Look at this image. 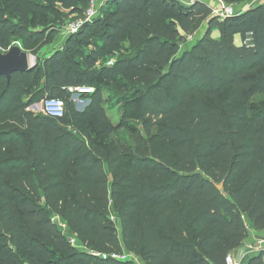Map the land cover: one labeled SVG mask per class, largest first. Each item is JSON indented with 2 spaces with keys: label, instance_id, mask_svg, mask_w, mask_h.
Listing matches in <instances>:
<instances>
[{
  "label": "trees",
  "instance_id": "obj_1",
  "mask_svg": "<svg viewBox=\"0 0 264 264\" xmlns=\"http://www.w3.org/2000/svg\"><path fill=\"white\" fill-rule=\"evenodd\" d=\"M53 1L0 0V54L16 40L38 55L31 47L50 35L30 27L54 16ZM104 13L42 65L0 76V264H134L110 257L124 250L144 264H226L247 224L264 228V109L247 105L264 94V4L224 20L199 0H109ZM115 79L133 94L134 146L110 139L117 126L100 82ZM69 87L94 88L83 111ZM47 98L65 102L63 119L31 110Z\"/></svg>",
  "mask_w": 264,
  "mask_h": 264
},
{
  "label": "rangeland",
  "instance_id": "obj_2",
  "mask_svg": "<svg viewBox=\"0 0 264 264\" xmlns=\"http://www.w3.org/2000/svg\"><path fill=\"white\" fill-rule=\"evenodd\" d=\"M43 1V0H39ZM196 0H183L184 3H186V6L188 7L192 3H194ZM200 1V0H199ZM228 5H231L229 3H226ZM52 7L56 10L53 17H47L45 14H41L33 27H30L33 31H40L45 36L50 35V38L47 39L46 42L36 44L31 49H34L36 47H42L41 49L48 47V49L45 50V54H42V52L37 53L35 51V54H39L38 58L36 59L35 55H33L30 51L28 52L32 56V63L36 65H42L43 62L48 59L52 54H55L58 51H64L65 45L67 42V39L71 37L74 34H69L68 31L70 30L71 25L79 22L80 20H83L85 18L86 13V6L87 1L86 0H75L74 4L70 7H64L63 4L59 0H55L51 3ZM98 5L99 7V14L98 17H104L105 16V8L107 6V3L100 2ZM236 6V5H235ZM7 9V15L13 16L14 12L12 10V7H9L6 5ZM83 9L81 16L78 17V14H76V11H81ZM85 20V19H84ZM94 20V19H93ZM92 20V21H93ZM91 22V21H90ZM200 34L197 32L193 36H188L186 38V41L180 44V50L176 57H181L182 54L188 50L191 49L193 44L196 43L198 40V36ZM213 38H215L212 35ZM218 39V38H215ZM95 40V39H94ZM21 45V41H13L12 47ZM40 45V46H38ZM92 46L85 45L83 46V50L86 52L87 55ZM40 49V50H41ZM118 54H114L113 56H110L106 59H102L97 63V66L94 69H101V67L110 66L109 63L111 61H114V59L117 57ZM81 63H86L85 59H82L80 57L76 58ZM118 79H115V81H102L100 82L101 85H103L105 89V99L107 100V111L108 116L111 119V122L117 126V130L114 134L111 135L110 139L115 141L119 145H124L125 147L134 146V142L131 139L130 132L132 129L137 128L142 131L141 123L135 119L134 112L131 110V101L133 99V94L129 93L125 90L124 82L123 81H117ZM83 103L81 105L76 104V107L79 111H83L88 105H89V99L86 97L82 98ZM41 104V103H38ZM247 105L250 109L253 110H259L264 109V94L257 95L253 97L252 99L247 101ZM31 110H34L35 112L41 111V106L39 107H31ZM98 141L105 142L104 138L102 136L97 137ZM53 221L59 225L60 219L58 216L53 215ZM61 227V226H60ZM119 228V236H121L120 226L118 224Z\"/></svg>",
  "mask_w": 264,
  "mask_h": 264
},
{
  "label": "built area",
  "instance_id": "obj_3",
  "mask_svg": "<svg viewBox=\"0 0 264 264\" xmlns=\"http://www.w3.org/2000/svg\"><path fill=\"white\" fill-rule=\"evenodd\" d=\"M108 3L109 0H89V7L85 13V20H80L79 22L71 25L70 30L68 31L69 34H74L78 32L80 27L84 24V22H90L93 19L98 17L99 14V7L98 5L100 2ZM182 5L186 6V3L183 0H176ZM238 13L236 12L235 6L233 5H225L220 9H216L213 11V15L219 17L220 20H224L227 17L236 16ZM114 64V61L109 63L110 66ZM68 92L72 95V99L78 105L83 103L82 98L85 95H91L94 93V88L88 87H69ZM40 113L44 114L48 118L59 120L63 119L66 114V105L62 99L58 98H47L45 101L41 103V111ZM112 219L115 221V217L112 216ZM60 226L63 228L64 233L68 236L70 244L79 249V250H86L85 245L80 243L75 237H72L67 232L66 224L60 223ZM249 228V224H247ZM250 252H257V253H264V239L260 240L257 245L251 246L249 248ZM95 256H101L103 259H107L108 255H102L101 253L91 252ZM113 260L119 262H133L134 264H142L141 259L133 253H130L124 250L123 253H115L110 256ZM226 264H241L239 261L235 259V257L230 253L225 261Z\"/></svg>",
  "mask_w": 264,
  "mask_h": 264
},
{
  "label": "crops",
  "instance_id": "obj_4",
  "mask_svg": "<svg viewBox=\"0 0 264 264\" xmlns=\"http://www.w3.org/2000/svg\"><path fill=\"white\" fill-rule=\"evenodd\" d=\"M200 1L206 3L208 6H210L213 9V11L216 10V9H220V8L224 7L225 5H228L223 0H200ZM261 4H264V0H246V1L242 2V3H240V4H237L236 6L233 5V4H231V5L235 6L236 12L238 14H240V13H244L247 10L252 9V8H254V7L258 6V5H261ZM207 30H208V24L207 23H204L202 25V27L197 31L200 34L197 39L198 40L201 39L205 35V33L207 32ZM212 35L215 38H219L220 37L219 30L218 29H215L213 31ZM247 41H248L249 44H252V38H248ZM236 42L239 45L242 44V38H241L240 35L236 36ZM46 49H48V47H45V48L41 49L39 52L40 53L42 52V54H45L46 53L45 52ZM24 51H26V50H24ZM26 52H29V51H26ZM38 56H39V54L38 55H35L36 59L38 58ZM39 106H41V104H34L32 106V108H34V107L37 108ZM38 113H40V112H38ZM117 224H118V221H117ZM262 239H264V228L263 229H257L253 225L249 224L247 238L245 239L244 243L240 247H238L237 249H235L234 251H232L231 254L241 264H248V262H249V260L251 258H254V257L260 255V253H257V252H250L249 251V248L251 246L257 245L258 242L260 240H262ZM141 263L144 264V262L142 261V259H141Z\"/></svg>",
  "mask_w": 264,
  "mask_h": 264
},
{
  "label": "water",
  "instance_id": "obj_5",
  "mask_svg": "<svg viewBox=\"0 0 264 264\" xmlns=\"http://www.w3.org/2000/svg\"><path fill=\"white\" fill-rule=\"evenodd\" d=\"M35 66L36 64L32 63V56L19 45L13 46L8 52L0 54V76H5L8 80L11 79L14 73L31 71ZM110 181H113L112 176ZM218 189L223 190V185H219Z\"/></svg>",
  "mask_w": 264,
  "mask_h": 264
}]
</instances>
